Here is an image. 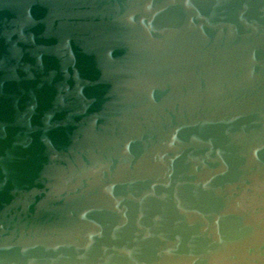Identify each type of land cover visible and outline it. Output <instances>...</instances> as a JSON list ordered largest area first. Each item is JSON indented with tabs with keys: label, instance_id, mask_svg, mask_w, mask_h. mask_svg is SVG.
<instances>
[{
	"label": "water",
	"instance_id": "95a60500",
	"mask_svg": "<svg viewBox=\"0 0 264 264\" xmlns=\"http://www.w3.org/2000/svg\"><path fill=\"white\" fill-rule=\"evenodd\" d=\"M0 264H264V0H0Z\"/></svg>",
	"mask_w": 264,
	"mask_h": 264
}]
</instances>
